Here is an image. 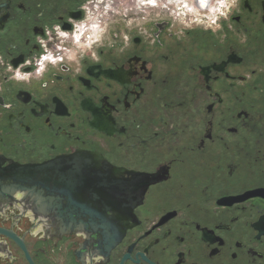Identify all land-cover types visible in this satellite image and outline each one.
Here are the masks:
<instances>
[{"label":"flooded vegetation","instance_id":"1","mask_svg":"<svg viewBox=\"0 0 264 264\" xmlns=\"http://www.w3.org/2000/svg\"><path fill=\"white\" fill-rule=\"evenodd\" d=\"M186 2L0 0V264H264V0Z\"/></svg>","mask_w":264,"mask_h":264},{"label":"built area","instance_id":"2","mask_svg":"<svg viewBox=\"0 0 264 264\" xmlns=\"http://www.w3.org/2000/svg\"><path fill=\"white\" fill-rule=\"evenodd\" d=\"M141 4L145 0H138ZM187 2L183 6L184 15H197L201 20H208L214 22L217 19L225 18L235 8L237 0H211L209 6L206 9H199L196 0H186ZM194 1V3H193ZM52 61L50 57H42L40 65L48 61Z\"/></svg>","mask_w":264,"mask_h":264},{"label":"water","instance_id":"3","mask_svg":"<svg viewBox=\"0 0 264 264\" xmlns=\"http://www.w3.org/2000/svg\"><path fill=\"white\" fill-rule=\"evenodd\" d=\"M10 235V234H9ZM11 236V235H10ZM119 234H117L114 238H113V242L115 244V242L117 241V238H118Z\"/></svg>","mask_w":264,"mask_h":264},{"label":"bare ground","instance_id":"4","mask_svg":"<svg viewBox=\"0 0 264 264\" xmlns=\"http://www.w3.org/2000/svg\"><path fill=\"white\" fill-rule=\"evenodd\" d=\"M93 28L95 29V28H97V26H98V22H95V23H93ZM77 42H78V39H77Z\"/></svg>","mask_w":264,"mask_h":264},{"label":"rangeland","instance_id":"5","mask_svg":"<svg viewBox=\"0 0 264 264\" xmlns=\"http://www.w3.org/2000/svg\"><path fill=\"white\" fill-rule=\"evenodd\" d=\"M140 5V4H139ZM81 41V40H80ZM80 41H78L77 43H79ZM71 45L74 47V46H76L77 47V45H73V43H71ZM80 44H78V46H79Z\"/></svg>","mask_w":264,"mask_h":264}]
</instances>
